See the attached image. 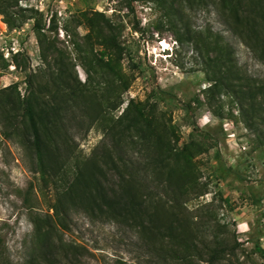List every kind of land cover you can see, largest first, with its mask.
<instances>
[{
  "label": "rangeland",
  "instance_id": "374dc122",
  "mask_svg": "<svg viewBox=\"0 0 264 264\" xmlns=\"http://www.w3.org/2000/svg\"><path fill=\"white\" fill-rule=\"evenodd\" d=\"M248 87L264 88V0H0L6 264H209L223 246L216 264H264ZM84 186L130 210L69 205Z\"/></svg>",
  "mask_w": 264,
  "mask_h": 264
},
{
  "label": "trees",
  "instance_id": "16d2710c",
  "mask_svg": "<svg viewBox=\"0 0 264 264\" xmlns=\"http://www.w3.org/2000/svg\"><path fill=\"white\" fill-rule=\"evenodd\" d=\"M214 84L219 85L217 83V81H215ZM153 94L155 96L159 97L156 92H153ZM247 97L252 99L251 101L254 102L253 104L255 107H253L251 109V111H253V112H255L256 110H263L264 111V88H262V87H248L247 88ZM242 103L243 102L237 103L239 105V107L242 109L241 115H243V119L246 122L249 129H251L252 131H256L258 128H257V126H255V123L252 122L253 120L251 118L247 117L248 114H246V110H244ZM199 105H203V104L200 103ZM185 108H186L187 112L188 111L189 112L194 111L193 110L194 108L191 105V103H186ZM22 109H23V113L27 117L30 133L32 136V143H33V146L35 149L37 159L40 162L42 160L41 137H40V132L38 129L36 119L34 117V112L32 110V106L30 105L28 100H26V99L22 100ZM257 138H258V135H257ZM40 166H41V164H40ZM41 170H42V168H41ZM69 193H70L69 194V205H71L72 203H76L78 201L84 202L86 199L88 201H91L92 203L93 202L96 203V200H95L96 196L92 193H89L86 190L85 186L79 190L76 197L73 195V191L71 188H69ZM180 196H181L180 192H175V190H172V188H170L168 197L174 203L171 205L172 208H175L178 205ZM84 197H85V199H82ZM100 198H101V202L99 204L98 203H96V204L100 207V209H102V208L108 209L112 216H115V215H122L123 216L124 211L130 210V206L127 205V203L121 199L119 201H116L115 199L109 198L105 194L100 195ZM69 247H72L73 249L77 250L78 247H80V246L75 244V243H72V241H71V243L69 244ZM226 250H227V248L224 246L215 249L212 252V254H210L209 258L207 259V262L209 264H216L218 259L221 257V255ZM35 261H36L35 258L31 257L27 262L29 264H34ZM0 264H6V262L4 261V258H3V251L1 248H0Z\"/></svg>",
  "mask_w": 264,
  "mask_h": 264
}]
</instances>
